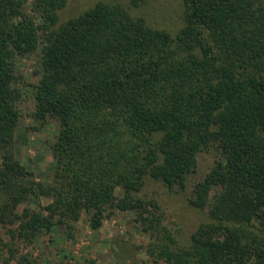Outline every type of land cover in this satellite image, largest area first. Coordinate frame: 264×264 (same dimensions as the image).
<instances>
[{"label": "trees", "instance_id": "16d2710c", "mask_svg": "<svg viewBox=\"0 0 264 264\" xmlns=\"http://www.w3.org/2000/svg\"><path fill=\"white\" fill-rule=\"evenodd\" d=\"M181 3L170 31L116 2L59 22L66 0H0V223L13 237L32 243L83 213L97 229L120 210L151 235L156 261L264 264V0ZM31 53L33 117L58 125L49 183L11 150L25 92L15 59ZM205 153L213 160L195 177ZM147 176L207 209L185 244L140 194ZM42 196L51 202L32 208Z\"/></svg>", "mask_w": 264, "mask_h": 264}, {"label": "rangeland", "instance_id": "374dc122", "mask_svg": "<svg viewBox=\"0 0 264 264\" xmlns=\"http://www.w3.org/2000/svg\"><path fill=\"white\" fill-rule=\"evenodd\" d=\"M27 1L30 5L32 0ZM98 1L121 3L132 14L145 17L158 28L176 31L181 24V0H147L139 7H132L130 0H66V5L58 11L59 22L82 13ZM38 61V53L15 59L16 86L25 92L11 150L35 181L49 183L56 165L51 145L58 125L53 119L41 122L33 117L35 102L27 84L37 78ZM212 160L211 154H202L195 177L201 176ZM116 193L121 195L122 191L118 189ZM140 194L159 202L164 225L181 244H185L196 227L207 220V209L192 208L184 192L170 191L150 176L145 178ZM50 202L51 198L42 196L30 204L34 208ZM23 207L24 204L19 205L17 211L21 213ZM107 213L97 229L90 226L88 214L83 213L72 223L71 229L63 223L58 224L51 231L39 233L32 243L13 237L8 231L9 224L0 223V264H19L25 257L27 260L23 264H29L28 261L33 264H165L150 255L151 235L141 229L134 213L120 210Z\"/></svg>", "mask_w": 264, "mask_h": 264}]
</instances>
